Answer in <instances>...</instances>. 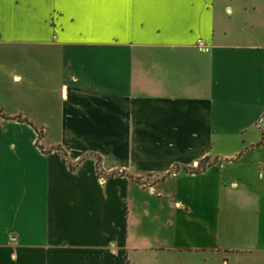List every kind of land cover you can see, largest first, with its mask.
I'll return each instance as SVG.
<instances>
[{"label": "crops", "instance_id": "1", "mask_svg": "<svg viewBox=\"0 0 264 264\" xmlns=\"http://www.w3.org/2000/svg\"><path fill=\"white\" fill-rule=\"evenodd\" d=\"M0 108V264H264V0H0Z\"/></svg>", "mask_w": 264, "mask_h": 264}, {"label": "rangeland", "instance_id": "2", "mask_svg": "<svg viewBox=\"0 0 264 264\" xmlns=\"http://www.w3.org/2000/svg\"><path fill=\"white\" fill-rule=\"evenodd\" d=\"M0 110H4L7 115L9 113L6 109L0 108ZM35 127L37 126L35 125ZM39 131L42 130L39 128ZM131 263L132 264H204V263H200L199 260L196 259L192 260L187 258H178V257L175 258V257H169L168 255L158 256L155 255L154 253H144L142 257L137 260L131 258Z\"/></svg>", "mask_w": 264, "mask_h": 264}, {"label": "trees", "instance_id": "3", "mask_svg": "<svg viewBox=\"0 0 264 264\" xmlns=\"http://www.w3.org/2000/svg\"><path fill=\"white\" fill-rule=\"evenodd\" d=\"M0 116H3L4 118L6 119H11V120H18V121H22V122H27V123H30L31 125H33L35 127V125L30 122L28 119H23L21 117H9L7 116L2 110H0ZM36 130L38 131L39 133V136H40V141L43 139L44 137V132L43 131H39V129L37 127H35ZM65 161L67 162V157L65 156ZM72 169H75L74 167H72ZM205 170V167H200L198 170H188V172H191V173H199L201 171H204Z\"/></svg>", "mask_w": 264, "mask_h": 264}, {"label": "built area", "instance_id": "4", "mask_svg": "<svg viewBox=\"0 0 264 264\" xmlns=\"http://www.w3.org/2000/svg\"><path fill=\"white\" fill-rule=\"evenodd\" d=\"M258 126L260 128H264V114L260 117V119L258 120ZM102 183L104 182V179L101 178Z\"/></svg>", "mask_w": 264, "mask_h": 264}]
</instances>
